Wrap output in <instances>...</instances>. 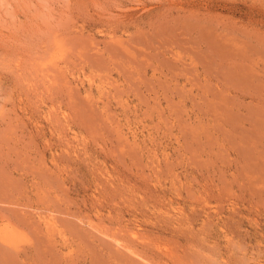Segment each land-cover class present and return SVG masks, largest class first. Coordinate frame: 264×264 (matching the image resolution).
<instances>
[{"label": "rangeland", "instance_id": "obj_1", "mask_svg": "<svg viewBox=\"0 0 264 264\" xmlns=\"http://www.w3.org/2000/svg\"><path fill=\"white\" fill-rule=\"evenodd\" d=\"M0 264H264V0H0Z\"/></svg>", "mask_w": 264, "mask_h": 264}, {"label": "bare ground", "instance_id": "obj_2", "mask_svg": "<svg viewBox=\"0 0 264 264\" xmlns=\"http://www.w3.org/2000/svg\"><path fill=\"white\" fill-rule=\"evenodd\" d=\"M89 121V120H88ZM91 128V127H90ZM2 251H5V250H2ZM12 252V251H11ZM8 253H10V252H8ZM5 257V256H4ZM7 257V256H6ZM10 258V257H9ZM11 261V260H10ZM4 263V262H3Z\"/></svg>", "mask_w": 264, "mask_h": 264}]
</instances>
